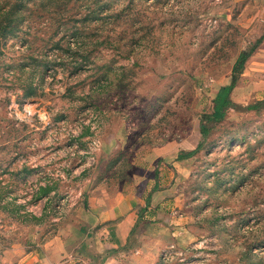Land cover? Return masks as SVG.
I'll return each instance as SVG.
<instances>
[{
	"label": "rangeland",
	"instance_id": "obj_1",
	"mask_svg": "<svg viewBox=\"0 0 264 264\" xmlns=\"http://www.w3.org/2000/svg\"><path fill=\"white\" fill-rule=\"evenodd\" d=\"M263 33L249 0H0V264L104 190L182 228L159 264H264L263 40L215 103Z\"/></svg>",
	"mask_w": 264,
	"mask_h": 264
},
{
	"label": "crops",
	"instance_id": "obj_2",
	"mask_svg": "<svg viewBox=\"0 0 264 264\" xmlns=\"http://www.w3.org/2000/svg\"><path fill=\"white\" fill-rule=\"evenodd\" d=\"M249 1L254 7L264 8V0ZM260 13L258 10L254 17ZM262 40L261 46L264 36ZM259 65L263 66L264 61L260 60ZM141 198L138 192L105 190L88 197L77 212L79 221L67 225L61 238L59 233L39 252L26 255L21 264H159L162 250L172 242H181L182 228H165L158 222H151L148 228L143 219H147L149 201ZM157 198L158 193H153L150 205ZM156 213V217L148 214V219L164 218L163 212Z\"/></svg>",
	"mask_w": 264,
	"mask_h": 264
},
{
	"label": "trees",
	"instance_id": "obj_3",
	"mask_svg": "<svg viewBox=\"0 0 264 264\" xmlns=\"http://www.w3.org/2000/svg\"><path fill=\"white\" fill-rule=\"evenodd\" d=\"M263 36H264V33H263L262 37L256 42L255 46H253L249 51L242 52V53H240V55H238L239 57L237 58V61L235 62V64L232 67V70H231L230 83L226 86H222L219 89L218 93L215 94L216 95L215 103L217 104V106L220 107V109L223 110L225 108L233 106L231 104V101H230V94H231L232 90L236 87L237 80H238L237 75L241 74L245 62L250 57V54H252V52L261 43ZM258 107H259V104H255V105L247 106V109L248 110H256V109H258ZM208 118L217 119V118H211V117H208ZM200 132H201L203 137L206 136L208 129L206 128L205 125H203V124L200 125ZM188 155H191V153H189ZM49 190H50L49 188L43 189L44 192H48Z\"/></svg>",
	"mask_w": 264,
	"mask_h": 264
}]
</instances>
